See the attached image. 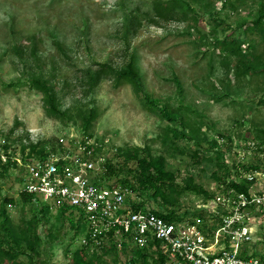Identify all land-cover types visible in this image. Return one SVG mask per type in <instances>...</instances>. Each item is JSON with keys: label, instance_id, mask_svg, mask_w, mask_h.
Returning <instances> with one entry per match:
<instances>
[{"label": "rangeland", "instance_id": "374dc122", "mask_svg": "<svg viewBox=\"0 0 264 264\" xmlns=\"http://www.w3.org/2000/svg\"><path fill=\"white\" fill-rule=\"evenodd\" d=\"M193 5L196 13L186 19L143 21L134 34L132 13L154 17L151 0H0V208L15 230L31 218L32 206L19 198L24 170L14 158L52 150L72 134L102 144L116 164L118 151L129 148L162 156L179 184L192 180L207 192L225 187L222 162L231 168L241 162L264 164V149L245 146L250 140L260 142L254 137L264 129V73L236 77L234 59L224 66V57L210 44L211 34H224L253 18L258 0H194ZM242 50L255 67H264V32L249 33ZM131 60L143 90L166 105L175 120L149 107L133 86L116 85L112 75L90 85L86 70L95 64L117 69ZM35 78L55 86L51 115ZM256 190L264 193V183ZM139 197L148 207L156 204L145 192ZM182 201V208L195 212L204 202L191 191ZM212 210L183 220L211 223L217 209ZM249 219L253 239L241 251L264 253V213H251ZM38 230L39 264H65L66 250L77 246L66 220L62 224L50 212ZM125 258L121 253L120 262ZM18 262L30 264L23 255Z\"/></svg>", "mask_w": 264, "mask_h": 264}, {"label": "built area", "instance_id": "2783aa9c", "mask_svg": "<svg viewBox=\"0 0 264 264\" xmlns=\"http://www.w3.org/2000/svg\"><path fill=\"white\" fill-rule=\"evenodd\" d=\"M245 146L264 149L255 140ZM101 148L102 144L72 134L65 142L60 138L58 146L43 156L26 152L14 158L24 170L21 191L55 214L65 208L66 217L81 222L83 231L74 238L76 247L90 253L111 246L119 253L124 248L147 247L163 254L164 264H264L241 251L253 239L250 214L264 211V193L256 190L264 183V167L246 170L238 166L233 171L235 181L251 182L247 193L221 190L203 202L201 209H217L207 229L201 219L168 222L148 205L134 209L129 200L140 197L131 199L134 192L128 186L107 176L108 165L115 163Z\"/></svg>", "mask_w": 264, "mask_h": 264}, {"label": "trees", "instance_id": "16d2710c", "mask_svg": "<svg viewBox=\"0 0 264 264\" xmlns=\"http://www.w3.org/2000/svg\"><path fill=\"white\" fill-rule=\"evenodd\" d=\"M154 17H149L148 13H132L130 18V29L135 34L143 21L151 24H158L160 22H167L174 19H186L191 14L196 13L194 0H151ZM192 16V15H191ZM194 21H197L195 16ZM264 32V0H258V9L255 16L250 20L240 22L232 25L229 31L217 35L211 34L210 44L218 49L223 58V65L229 66L226 62L230 58L234 59L235 76L242 77L247 75H255L264 73V67H255L253 59L250 54L244 53L242 50L244 45L248 43L249 33ZM206 37V34H203ZM250 46V45H249ZM35 49L30 50V55L35 56ZM95 69L89 68L87 71L88 81L91 86H96L101 80L108 75H112L116 81V85L128 84L133 86L139 96L146 100L149 107L160 112L161 116L167 120H175L172 112L166 105L162 104L160 100L152 98L143 90L141 75L134 65L133 60L129 61L123 68L114 69L107 64H95ZM230 69V68H229ZM33 84L39 89L45 99V106L47 113L50 115L56 111V92L55 86L50 84L48 80L32 79ZM178 88L181 90V85L177 82ZM90 117H93L90 116ZM183 125V121L180 122ZM179 134L176 132L175 137ZM184 137L192 138L188 134H183ZM254 138H260L258 144L264 145V129H259L258 134ZM217 146V143L214 142ZM34 149V148H32ZM40 156L45 155V151L30 152ZM120 158V163L108 165L107 176L109 178H116L118 182L128 186L136 195H141L145 192L150 197V200L155 201V206L152 207L158 215L162 216L166 221H183V217H191L195 214L202 215L200 210L196 208L191 210L189 208H182V197L188 192H193L203 201L211 199L217 192H207L200 185L192 180L179 184L177 182V174L169 172L165 169V158L162 156L144 155L140 148H129L127 150H119L117 153ZM246 170L261 169L262 165L259 163H242L240 164ZM225 178L223 183L225 187L220 190L225 191L232 189L237 192L247 193L251 186V182L243 180L237 182L232 177L233 171H237L239 164L227 166L224 162ZM124 174V175H123ZM127 175V176H126ZM130 175V177H129ZM168 187V189H167ZM193 190V191H192ZM201 192V193H200ZM201 195V196H199ZM19 198L22 203L32 206V216L24 221L20 230H15L11 224V220L5 208H0V264H19L18 257L20 255L26 256L30 264H39L40 251L39 246L42 236L38 228L40 224H44L48 218L51 210L50 208L39 202L33 195L24 191H20ZM159 199L161 201H159ZM10 203L12 199H7ZM129 203L134 209H143L147 206V201L141 197L140 200H129ZM180 209H182L180 211ZM198 211H200L198 213ZM67 210L62 208L55 214L57 220L62 224L64 220L68 224L69 230L73 231L74 237L83 231V228L74 223L69 217H66ZM264 213V211H261ZM190 222H193L189 219ZM203 221V220H202ZM203 226L210 228L208 222H203ZM51 239H57L58 235L52 230H45ZM158 245V242L156 243ZM245 253V254H244ZM242 253L244 256H252L264 261V253L253 251ZM260 253V254H259ZM122 254L126 256L124 261L120 262L121 253L117 252V248L111 246L103 248L100 252L90 253L85 247H76L74 249L66 250L67 262L65 264H164L165 256L159 251L151 250L150 248L135 247L131 250L123 249ZM110 256L112 258H110ZM157 256V257H155ZM111 259V261L108 260ZM151 260V263H150Z\"/></svg>", "mask_w": 264, "mask_h": 264}]
</instances>
